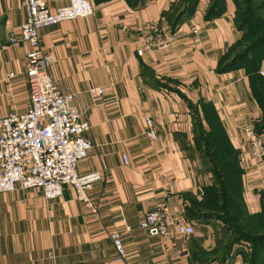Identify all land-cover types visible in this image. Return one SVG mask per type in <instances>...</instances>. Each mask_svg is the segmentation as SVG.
<instances>
[{
    "label": "crops",
    "instance_id": "obj_1",
    "mask_svg": "<svg viewBox=\"0 0 264 264\" xmlns=\"http://www.w3.org/2000/svg\"><path fill=\"white\" fill-rule=\"evenodd\" d=\"M91 1V16L45 27L40 38L43 51L53 56L52 79L77 94L75 104L90 124L86 136L93 147L78 171L102 175L89 191L99 216L71 186L50 201L40 188L0 192V264H252L243 246L228 254L221 248V220L199 215L207 212L204 193L215 178L197 160L196 120L207 136L215 123L222 128L238 151L247 212L263 209L264 156H254L244 137L246 125L263 117L252 73L245 62L221 71L243 35L234 21L235 0H225L224 9L210 16L211 0H200L194 13L176 24L171 19L179 0ZM47 3L56 8L70 0ZM24 19L22 0H0V117L25 110L29 102L30 46L20 38ZM151 23L175 38L139 55L143 30ZM13 36L17 43L10 42ZM262 70L264 58L256 70L259 78ZM10 72L16 76L9 78ZM94 87H106L105 94H91ZM146 117L154 119L158 138L148 135ZM157 208L194 224L196 232L148 234L140 223ZM113 231L122 233L123 261H116Z\"/></svg>",
    "mask_w": 264,
    "mask_h": 264
},
{
    "label": "built area",
    "instance_id": "obj_2",
    "mask_svg": "<svg viewBox=\"0 0 264 264\" xmlns=\"http://www.w3.org/2000/svg\"><path fill=\"white\" fill-rule=\"evenodd\" d=\"M22 2L25 19L20 27V38L30 46L26 68L29 102L25 110L0 117V192L40 188L50 201L61 197L65 186H71L77 198L99 216V209L89 191L102 175L99 171L85 174L78 171L79 162L93 147L92 140L86 136L90 124L75 104L77 94L64 91L52 79L49 69L53 56L43 51L40 38V31L45 27L91 16L95 11L94 3L91 0H70L66 6L52 8L47 0ZM143 32L145 47L138 49L139 55H143L146 48L167 47L175 38L157 23L149 24ZM10 42L17 43L18 39L13 36ZM261 73L264 75L263 70ZM15 76V72L8 74L9 78ZM105 91L106 87L90 89V93L97 96H103ZM145 125L152 139L159 137L152 117L145 118ZM244 137L254 156H264V139L256 133L253 125H246ZM124 160L126 162V157ZM140 228L150 235L164 238L174 229L181 236L196 232L194 224L172 217L163 208L147 212ZM130 229L128 226L127 230ZM110 236L118 252L116 261L125 260L127 250L122 233L113 231ZM187 253V250L183 251V254Z\"/></svg>",
    "mask_w": 264,
    "mask_h": 264
},
{
    "label": "trees",
    "instance_id": "obj_3",
    "mask_svg": "<svg viewBox=\"0 0 264 264\" xmlns=\"http://www.w3.org/2000/svg\"><path fill=\"white\" fill-rule=\"evenodd\" d=\"M136 1L144 2V0ZM243 1L244 0H235L236 12L234 17L236 26L243 32V35L237 44L227 53L221 71L230 70L245 62L247 70L252 73L251 86L254 97L263 111L261 121L254 125L256 133L262 134L264 133V78H259V75L256 74V70L259 68L260 58H264V1L259 3V19L253 20V22L251 21V17H248L250 19L240 18ZM199 2L200 0H179V3L175 7V11L179 12L176 13L174 19H171L173 20V23L176 24L182 19L191 16ZM224 2L225 0H211L207 15H212L218 9H224ZM248 10L251 12L250 9ZM250 23L257 31L258 36L252 40L250 45L246 46V38L248 36L246 29ZM241 46H243L242 50L240 48ZM195 125L197 126L196 142H198L200 139L197 138L200 137L199 132L201 131V127L200 125L198 127L197 120ZM215 125L217 124L215 123L213 128ZM218 129L222 131V128L219 125ZM221 133L224 137V142H221L220 139H216V134L215 131L213 132V129L212 133L208 136L203 132V136L206 135V138H208L207 142L210 141V143L215 146L211 151V154H213V162L209 168L214 174L215 183L205 189V200L203 201L202 206L207 212L199 213V215L201 217L203 216V219H216L223 221L226 227L223 230L226 229L229 233H234L233 231L237 229L246 231L248 227L242 224L248 218H253L259 221L262 229H264V195H262L261 199L263 208L262 212L257 215H250L247 212L246 205L241 197L238 151L231 146L225 133L223 131ZM236 200H240L239 210L236 205ZM230 212L235 215L234 219L230 216ZM195 215L198 216L197 213H195ZM236 223L240 226V229L237 228ZM234 235L233 240H237L236 238L248 239L252 245V250L251 252H247V256H249V260H251L252 264H260L264 259V232L252 235L250 236L251 238L248 236L244 237L243 234H238L237 231H235ZM230 245L231 243H228V245L225 244L227 254L233 249L229 247Z\"/></svg>",
    "mask_w": 264,
    "mask_h": 264
},
{
    "label": "rangeland",
    "instance_id": "obj_4",
    "mask_svg": "<svg viewBox=\"0 0 264 264\" xmlns=\"http://www.w3.org/2000/svg\"><path fill=\"white\" fill-rule=\"evenodd\" d=\"M263 1L264 0H244L242 5H241V10L242 11H241V14H240V18L250 19L248 17H251V21L252 22H253V20L259 19V3L263 2ZM248 9H250L251 12H249ZM246 31H247V35L248 36L246 38L247 42H246L245 45L248 46V45L251 44L252 40L254 38H256V36H258V35H257V31L255 30V28H253L251 23L248 25V28L246 29ZM240 48L242 50L243 46H241ZM214 131H215V134H216L215 135L216 139H220L221 142H224L225 140H224V137H223V135L221 133L222 131L218 129V125L214 126L213 132ZM199 135H200L201 138L200 137L197 138V139H200L197 142V146H198V149H197L198 158H197V160H198V163H199V165L201 167L207 169V168L211 167V164L213 162V158H212L213 154H211V151H212V149L215 146L213 144H211L210 141L207 142L208 138H206V135L203 136L202 129L199 132ZM188 154L192 158L195 156V153L192 152V151H188ZM215 158H217V157H215ZM236 203H237L236 205L238 206V210H239L240 209V200H236ZM230 214H231L230 216H232V219H234L235 215L233 213H231V212H230ZM221 223L223 224V227L226 228L224 222L221 221ZM242 225L247 226L248 229L246 228L247 229L246 231H241V230H238V229L235 230V231H237L238 234H240V233L243 234L244 237H246V236L250 237L252 235H256V234H260V233L264 232V229H262V226L259 223V221L255 220L253 218L246 219L243 222ZM235 228H236V226H235ZM237 228L240 229V226L238 224H237ZM196 230H197V228H196ZM235 231H233V232L235 233ZM234 233H232V232L229 233L226 229L223 230V237H222V240H221V248H224L225 244L228 245V243H231V245L229 246L231 248H234L235 246L240 245V246H243L248 252H251L252 245L248 241V239H246V238H243V239L236 238L237 240H233V237L235 236ZM233 243H234V245H233Z\"/></svg>",
    "mask_w": 264,
    "mask_h": 264
}]
</instances>
